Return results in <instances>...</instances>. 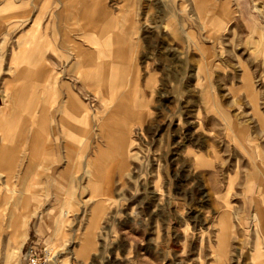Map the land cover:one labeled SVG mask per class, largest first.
Instances as JSON below:
<instances>
[{"label":"rangeland","instance_id":"rangeland-1","mask_svg":"<svg viewBox=\"0 0 264 264\" xmlns=\"http://www.w3.org/2000/svg\"><path fill=\"white\" fill-rule=\"evenodd\" d=\"M263 10L0 0V264H264Z\"/></svg>","mask_w":264,"mask_h":264},{"label":"built area","instance_id":"built-area-1","mask_svg":"<svg viewBox=\"0 0 264 264\" xmlns=\"http://www.w3.org/2000/svg\"><path fill=\"white\" fill-rule=\"evenodd\" d=\"M25 264H44L38 257L35 255V252L32 248H29L25 254Z\"/></svg>","mask_w":264,"mask_h":264},{"label":"bare ground","instance_id":"bare-ground-1","mask_svg":"<svg viewBox=\"0 0 264 264\" xmlns=\"http://www.w3.org/2000/svg\"><path fill=\"white\" fill-rule=\"evenodd\" d=\"M264 11V10H263ZM1 112V111H0ZM4 113V112H3ZM41 167V166H40ZM39 168V167H38ZM43 170V169H42ZM89 175L91 174V170H88V172H87ZM69 207H71V203H70V201H67V202H65V204H64V209L65 208H69ZM67 210V209H66ZM24 218H26V216L24 217ZM19 221H20V219H19ZM11 224H14V225H18L19 224V222H18V219H16V220H14V221H12L11 222ZM22 229V228H21ZM15 234V233H14ZM20 236H21V234H20ZM219 244H221V242L219 243Z\"/></svg>","mask_w":264,"mask_h":264},{"label":"crops","instance_id":"crops-1","mask_svg":"<svg viewBox=\"0 0 264 264\" xmlns=\"http://www.w3.org/2000/svg\"><path fill=\"white\" fill-rule=\"evenodd\" d=\"M82 113H83V114L81 115V121L84 122L85 119H86V113H85L84 109H83ZM259 249H260V248H258V245L256 244L255 250H256L257 252H259Z\"/></svg>","mask_w":264,"mask_h":264}]
</instances>
